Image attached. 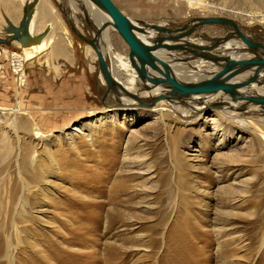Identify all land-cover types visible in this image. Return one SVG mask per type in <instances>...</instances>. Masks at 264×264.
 I'll list each match as a JSON object with an SVG mask.
<instances>
[{
  "label": "rangeland",
  "instance_id": "rangeland-1",
  "mask_svg": "<svg viewBox=\"0 0 264 264\" xmlns=\"http://www.w3.org/2000/svg\"><path fill=\"white\" fill-rule=\"evenodd\" d=\"M114 1L139 21L170 28L191 18L230 17L264 42V0ZM11 2L14 7L0 5L2 112L17 103L13 53L22 55L46 30L32 37L26 4L36 3L31 33L46 5L59 15V30L69 34L73 45L67 50L64 44L68 55L57 58L55 75L25 60L22 106L34 114L40 129L54 128L44 137L22 132L21 152L12 132L11 152L9 144L0 142V264H264L261 109L243 115L168 109L160 119L145 108H111L107 103L114 91L106 92L99 63L86 56V45L93 47L71 28L75 25L89 38L96 31L82 2L73 1L74 7L69 0ZM228 28L210 24L193 35L201 32L209 39ZM109 34L127 58L125 41L115 30ZM184 55L182 61L195 59ZM237 114L253 119L251 126L229 118ZM81 126L84 130H75ZM40 161L46 166L58 161L62 179L49 175L42 183ZM21 195L25 202L19 203Z\"/></svg>",
  "mask_w": 264,
  "mask_h": 264
},
{
  "label": "bare ground",
  "instance_id": "bare-ground-1",
  "mask_svg": "<svg viewBox=\"0 0 264 264\" xmlns=\"http://www.w3.org/2000/svg\"><path fill=\"white\" fill-rule=\"evenodd\" d=\"M39 1L41 3V0ZM73 1H76V0H73ZM73 1L69 0V3L71 4L72 7H74L72 4ZM80 2H82L81 7H84L83 9L85 11L84 13L85 17L89 16L91 18L90 20H92L93 23L95 24L94 27L96 31L94 35L97 34L98 38L101 41L100 44H101V47L103 48V53L105 55L109 71L111 72L115 80L120 82L123 85V87L126 89V91L121 90L120 88H117V90L113 89L114 93L110 97L111 99H109L108 97L110 101L109 103H107L111 108L112 107L114 108H118V107L145 108L155 113V115L160 117V119H163L161 118V116L165 117V114H166L165 112H167L168 109H171V110L174 109V111L176 112L179 111L178 113H182V114H183V109H184L185 113L186 112L190 113L193 111L194 114H199V115H202L203 112L210 111V110H215L217 112L218 111L226 112V113L227 111H230L233 113L234 112L240 113L242 115L246 113H250V112L252 113V111H256V113L259 114L260 112L259 110L261 109V114H264V104L252 102L248 99L250 96L264 97V67L252 66L249 69L242 71V73L238 74L237 76L231 78L229 82L236 84L235 85L236 86L235 95H231L223 91H219L217 93L193 94V95H188V96L178 95L172 98L171 93H170L172 89L167 83L153 84L151 81L147 79L139 78L133 69V66L129 60V56L126 58L124 57V55L117 52L115 46L112 43V40L109 34V30H115L114 26L112 25V18L109 15V13L103 8H101L100 6H98L92 0H80ZM35 4L36 3H33V2L26 4L29 7V9H31L30 10L31 12L28 10V12H30V16H29L30 17L29 18L30 34L31 32H33L31 25H32V21L34 18L33 15L35 11L33 8ZM46 7L48 6L42 5L39 11H41L42 9H44L43 12L48 10L49 11L48 14H51V15L53 14L55 17H57L58 14L56 13L54 9H50L49 7L48 8ZM81 12H83V10ZM39 16H40V12H39ZM77 18L79 21L82 22V17L80 16V19H79V16H77L76 14V19ZM130 18L133 21H135V23L137 24L143 23L131 16ZM45 23H48V26L46 30L44 29L45 31L42 34L36 36L37 38L35 42L31 43V46L33 47L24 48L25 54L22 53V55L18 53H13V55L17 57V59H15V61L17 62V65H15L16 67L15 70L18 73V76L16 77V87H15L16 95H17L16 97L17 103H16L15 108L14 107L10 108L8 113L2 112L3 111L2 108L0 109V123L3 124L0 127V137H1L0 142L7 146L9 144V152H11V143H10L11 142L10 141L11 132L15 135V140L17 142V150L23 151L22 146L20 144V140H21L20 135L22 132L30 133V134L36 133L37 136L44 137L46 136L47 132L52 131L54 128L53 126V127H47L48 129H45V130L40 129L38 126V122L35 120L36 118L34 119V114H32V112L29 110L28 107L22 106V103L20 100V95L27 84L25 82V64H26L25 60H27L26 62H28L30 60L29 58H31L32 63H34L36 66L39 65L40 67L44 66L46 68L51 69L53 68V63L51 62L52 59H50L49 55H63L65 53L66 46L64 44H60L61 43L60 41L56 43V40L60 38H61L60 40H62L63 38H65V34L63 33V31H62V34L58 32L59 30L58 21L53 20L51 16V18L48 19L47 22ZM159 24L165 25L163 23H159ZM239 26L241 27L240 24ZM101 27H102V31L97 33L98 28H101ZM228 30L229 29H227L226 32H228ZM241 30L245 32L242 27H241ZM137 33L146 42H151L153 40V36H155V31H153L152 29H149L148 32H137ZM245 34H247V36H249L252 39L256 37L250 34L249 32L247 33L245 32ZM220 36H223V35H220ZM103 37H105L104 38L105 47L103 44L104 40H102ZM217 37L218 36L206 39V37L201 32H199V35H191L189 37H186L185 40H187V42H190V43L193 42L198 45L200 44L206 45L212 42ZM254 40H258V39L255 38ZM85 50H86V56L92 55V57L95 58L97 61V55H96V52H94L95 50L93 51V49L89 45H86ZM3 51L5 54H8L6 50H3ZM174 51H180V50L170 51L168 49H162V50L157 51L158 52L157 54H159L164 60L169 62L170 68L173 74L177 78H180L182 80H192L195 78L208 77L212 73H214L216 70L222 68L224 65V62H212L210 60H205L199 57H195L192 53L188 51H182L183 54L181 56L179 54H175ZM210 52L212 54H222V53L226 54L227 53L228 57L230 58L232 57L236 59H240L244 57L251 58V57L264 56L262 53L264 51H261V50L251 51V49L247 47L246 45H244L242 42L236 41L234 39L231 41L224 42L218 48ZM184 54H186L187 56L188 55L193 56L195 57V59L193 61H182L186 58ZM168 55H170V59L166 57ZM43 57H45L44 60H43ZM113 58H114V61L113 63H111L110 59H113ZM191 63L193 64V67L189 66ZM184 66L186 67L188 66L189 68L187 69ZM147 70H151V69H147ZM255 71L257 72L256 79L252 82L244 83L250 80V78H252ZM148 72L149 73L151 72L157 76H161L159 73L155 72L154 70H151ZM189 74L193 76L192 79L188 76ZM126 92L129 94H127ZM141 105H144V106H141ZM48 113H49V109L43 110V112H41L40 115L41 117L45 118V116ZM240 114L233 115L232 117L229 116V118L235 119V121H237L239 125L251 126L249 123V120L253 122V119L242 117L240 116ZM225 115H228V114H225ZM222 116H223V113H222ZM255 121H256V118L254 122ZM261 122L263 123L264 120ZM55 127H60V126H55ZM81 127L79 129L76 128L75 130L76 131L84 130L85 127L84 128L83 127L81 128ZM49 147L51 146L49 145ZM7 152H8V149H7ZM48 152L52 154L51 148L49 149ZM16 155H17L16 164H17V168L19 169V175H20L21 174V163H20L19 154H16ZM31 155L32 154H30V156ZM35 161H36V158L34 156L31 159L32 166ZM104 163L102 162V164L100 165L104 167L105 165ZM40 167L41 168L39 170V173L42 178L41 179L42 183L49 181L50 179V178L48 179L49 175H55L58 178L60 177V179H62L60 175H63L62 173L64 171L63 172L60 171L61 164L58 161L54 162V164L51 162L49 166L48 165L46 166L43 161H40ZM55 169H57L59 172H56ZM25 184L26 183L23 180L22 181L23 189L26 188ZM41 190L42 191L44 190V193L43 192L42 193L44 196H46L45 188L43 189L41 188ZM13 195L14 197H16L15 193ZM22 202H25V201L21 195V197L19 198V203H22ZM94 213H98V212L95 211Z\"/></svg>",
  "mask_w": 264,
  "mask_h": 264
},
{
  "label": "water",
  "instance_id": "water-1",
  "mask_svg": "<svg viewBox=\"0 0 264 264\" xmlns=\"http://www.w3.org/2000/svg\"><path fill=\"white\" fill-rule=\"evenodd\" d=\"M92 1L106 10L111 16L112 25L129 47V60L137 76L141 79H147L153 84L167 83L172 89L170 92L172 98L178 95L188 96L193 94L217 93L219 91L235 95L236 84L229 82L231 78L237 76L242 73V71H245L252 66L264 67V56L236 59L228 57L227 53L212 54L210 52L218 48L224 42L231 41L233 39L242 42L244 45L249 47L251 51H264V43L247 36V34L241 30L238 22L233 18L226 16L197 17L189 19L186 23L181 24L176 28H170L165 25L150 22L137 24L119 7L114 0ZM88 22L91 26H95L93 22ZM210 24L227 26L229 27V30L223 36H218L206 45H198L185 40L186 37L193 35L198 28ZM71 28L82 40L90 44L95 50L100 69L104 73L105 80L107 82L106 92L110 89L117 90V88L126 91L123 85L115 80L109 71L107 61L103 53V48L100 44L101 41L97 34L89 38L81 33L75 25L71 24ZM149 29L155 31V36H153V40L151 42H146L138 35L137 32H148ZM97 31V33L101 32L102 27L98 28ZM2 42L3 40L0 38V43ZM162 49H168L170 51H188L195 57L210 60L212 62H224V65L208 77L182 80L173 74L169 62L157 54V51ZM262 53L264 55V52ZM147 69L154 70L161 76H157L151 72L149 73L148 71L151 70ZM256 71L252 78L244 83L254 81L257 77ZM248 99L252 102L264 104V97L262 96H250Z\"/></svg>",
  "mask_w": 264,
  "mask_h": 264
},
{
  "label": "crops",
  "instance_id": "crops-1",
  "mask_svg": "<svg viewBox=\"0 0 264 264\" xmlns=\"http://www.w3.org/2000/svg\"><path fill=\"white\" fill-rule=\"evenodd\" d=\"M0 5H2V6H10V7H14V4L11 2V0H0ZM46 8H48V7H46ZM43 10L44 9H42L41 11H40V16L38 15V18L36 19V30H35V33L33 34V33H31V35H33V37L34 36H36L37 34H39V33H41V32H43L44 31V29H46L47 28V26H48V23H45V22H47V20L48 19H50L51 18V16H52V19L53 20H55V21H58L59 22V19L57 18V17H55L53 14L51 15V14H48L49 13V11L48 10H46V11H44L43 12ZM42 13V14H41ZM42 15V16H41ZM45 15H46V17H45ZM44 18H45V20H44ZM47 24V25H46ZM60 24V23H59ZM59 29H61V27H59ZM58 32L59 33H61V30H58ZM49 35V34H48ZM47 35V36H48ZM58 39V38H57ZM61 39V38H60ZM60 39H58V40H56V43L57 42H61L60 44H65L66 46H67V50H68V48H72V45H73V41H71L72 40V38L71 37H69V34H67V35H65V38H63L62 40H60ZM65 39H66V41H65ZM63 42V43H62ZM70 44V45H68V43ZM68 55V54H67ZM50 56V59H52L51 60V62L53 63V68H51V70H49V72H53L54 73V75L55 74H57L58 72H59V67H58V63L56 62V60H57V58L58 57H60V56H62V57H65V55L63 54V55H49ZM52 57V58H51ZM43 58H45V57H43ZM36 67H38V68H41V67H39V65H37ZM58 76V75H57Z\"/></svg>",
  "mask_w": 264,
  "mask_h": 264
},
{
  "label": "built area",
  "instance_id": "built-area-1",
  "mask_svg": "<svg viewBox=\"0 0 264 264\" xmlns=\"http://www.w3.org/2000/svg\"><path fill=\"white\" fill-rule=\"evenodd\" d=\"M12 58V57H11Z\"/></svg>",
  "mask_w": 264,
  "mask_h": 264
}]
</instances>
